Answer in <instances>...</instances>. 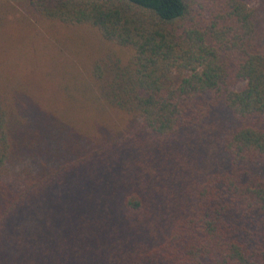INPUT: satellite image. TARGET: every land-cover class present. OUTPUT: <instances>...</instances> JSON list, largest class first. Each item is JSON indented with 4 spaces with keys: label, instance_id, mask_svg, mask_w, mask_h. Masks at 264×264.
<instances>
[{
    "label": "trees",
    "instance_id": "trees-1",
    "mask_svg": "<svg viewBox=\"0 0 264 264\" xmlns=\"http://www.w3.org/2000/svg\"><path fill=\"white\" fill-rule=\"evenodd\" d=\"M79 25L126 54L83 68L51 35ZM10 26L0 264H264V0H0Z\"/></svg>",
    "mask_w": 264,
    "mask_h": 264
},
{
    "label": "rangeland",
    "instance_id": "rangeland-1",
    "mask_svg": "<svg viewBox=\"0 0 264 264\" xmlns=\"http://www.w3.org/2000/svg\"><path fill=\"white\" fill-rule=\"evenodd\" d=\"M3 40H0V84H18L25 82L31 77L26 76L25 79L19 77V74L31 73L34 74V70L31 67H27L23 70L21 67V58L23 57V51L28 46V41L24 38L30 34H20L15 31L12 26L8 27L7 33H2ZM52 38L66 49L70 54L74 55L82 64L83 68H89L93 62V59L99 56L108 57L112 59L114 52L116 55H125L126 50L119 48L112 42H109L102 38L99 31L90 25H79L73 27H67L66 29H56L52 34ZM123 49V50H121ZM32 85L39 87V80L37 75H32Z\"/></svg>",
    "mask_w": 264,
    "mask_h": 264
}]
</instances>
